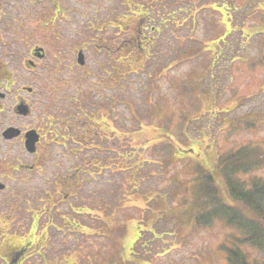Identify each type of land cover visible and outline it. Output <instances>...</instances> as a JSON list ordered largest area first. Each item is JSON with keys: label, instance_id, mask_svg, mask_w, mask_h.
I'll return each instance as SVG.
<instances>
[{"label": "flooded vegetation", "instance_id": "obj_1", "mask_svg": "<svg viewBox=\"0 0 264 264\" xmlns=\"http://www.w3.org/2000/svg\"><path fill=\"white\" fill-rule=\"evenodd\" d=\"M52 5L47 14L45 0H0V264H92V235L116 231V213L125 215V177L105 186L116 198L94 200L85 186L123 171L126 153L156 151V120L136 109L167 105L152 83L127 82L157 57L148 77L171 70L172 57L149 50L159 34L142 24L138 33H59Z\"/></svg>", "mask_w": 264, "mask_h": 264}, {"label": "rangeland", "instance_id": "obj_2", "mask_svg": "<svg viewBox=\"0 0 264 264\" xmlns=\"http://www.w3.org/2000/svg\"><path fill=\"white\" fill-rule=\"evenodd\" d=\"M58 1L62 9L61 14L57 12L56 32L59 33L110 34L124 33L123 29H126L125 33H137L138 21V27L140 24L146 27L143 30L145 34H159L157 44L154 43L149 50L155 51L157 56L172 57L174 63L171 70L160 74L158 78L148 77V73L154 77L158 72L160 57H157V65L150 61L141 72L129 74L127 82L141 81L142 84L152 83L156 87L152 96L158 98V102L163 99L167 105H163L164 111L160 104L155 105V108L171 118L169 129L180 142L187 140L181 134V128L182 123L190 117L185 128L186 134L193 140L188 148H192L195 154L187 151V148L185 154L187 152L189 157H194L196 165L202 158H208L198 148L202 144L208 143L220 153L248 143L264 148V63H261L260 58L259 63L252 67L249 63L253 57L264 54V0ZM45 2L48 14L52 5L49 0ZM217 7L220 11L215 9ZM170 14L172 17L159 32H156L157 27L156 31L149 29L156 26V19L167 15L169 18ZM187 14H193V22ZM46 28V32H50V27ZM227 28L230 33L225 36L223 32ZM254 28L256 31L260 28L261 31L252 32ZM166 42L172 46L167 48ZM168 49H172V53H166ZM182 50L189 51V57L184 61L181 56L176 58L178 51ZM210 53L218 54L211 69ZM233 55L238 58L231 60ZM184 83L188 87L185 93ZM192 87L200 92L198 96L190 90ZM213 90H216L215 94ZM146 94L149 96L150 91ZM146 107L147 104L136 109L144 118L142 121L148 118L146 113H150ZM210 109L213 112H207ZM152 111L157 121L159 113L155 109ZM196 112H200V116ZM128 114L126 108V115ZM242 116H248V120L257 117L255 125L245 128L243 125L230 127L225 124L227 119ZM130 119L126 120L125 125L132 123ZM162 124L161 121L158 126ZM167 136L172 138L168 134ZM144 151L130 154L126 158L128 165H124L123 171L105 169L95 181L91 180L85 186V189L91 191L90 198L94 200L113 193L105 188L106 185L112 188L113 179L115 181L125 176L126 186L130 181H137L139 186L138 204L136 203L138 208L135 210L131 207L129 215L122 214L124 217L120 221L119 232L104 234L107 240L99 236L92 238L93 245L101 246L99 250L94 248L96 261L92 263L134 264L133 260L130 261L131 247L127 245L131 244L136 235L134 250L138 258H141V264H229L219 247L227 244L226 236L231 227L225 228L218 221L207 228L196 227L198 206L194 202L198 193H186L182 187L184 184H179L182 182L179 178H186V186L194 185V180L191 179L194 167L192 162L188 157L173 161L161 160L159 145L156 151ZM109 157L116 155L110 154ZM116 161L117 158L114 162ZM64 163L62 159V164ZM118 166L121 165H111ZM212 171L210 167L203 170L206 174ZM252 177L263 178L264 165L242 175L247 181ZM115 189L117 190L116 187ZM124 194L125 199H129L125 192ZM185 197V205L176 204L178 199ZM115 203L117 202H111L109 209ZM213 219L212 216L205 217V225ZM125 245V258H118L114 248ZM248 257L263 258L254 250H249Z\"/></svg>", "mask_w": 264, "mask_h": 264}, {"label": "trees", "instance_id": "obj_3", "mask_svg": "<svg viewBox=\"0 0 264 264\" xmlns=\"http://www.w3.org/2000/svg\"><path fill=\"white\" fill-rule=\"evenodd\" d=\"M247 118L232 117L225 124L246 128L256 121L255 117ZM189 142L193 140L189 139ZM198 148L208 158H202L195 165L200 179L195 186L198 193L196 221L205 225V217L212 216L231 227L227 244L220 247L229 264H264V177H252L249 181L242 178V175L264 165V148L252 143L242 144L226 153H219L210 144ZM190 152L193 153L192 148ZM206 167H210L212 173H204ZM249 250L256 251L263 258L249 259Z\"/></svg>", "mask_w": 264, "mask_h": 264}]
</instances>
